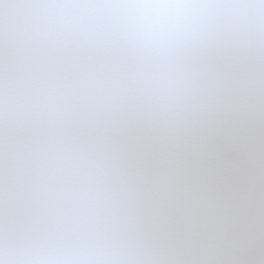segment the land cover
Wrapping results in <instances>:
<instances>
[{
	"label": "snow or ice",
	"instance_id": "obj_1",
	"mask_svg": "<svg viewBox=\"0 0 264 264\" xmlns=\"http://www.w3.org/2000/svg\"><path fill=\"white\" fill-rule=\"evenodd\" d=\"M0 264H264V0H0Z\"/></svg>",
	"mask_w": 264,
	"mask_h": 264
}]
</instances>
